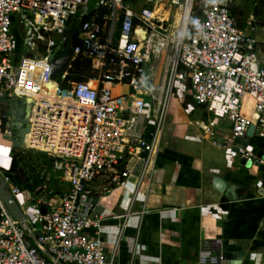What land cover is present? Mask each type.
<instances>
[{
	"label": "built area",
	"instance_id": "built-area-1",
	"mask_svg": "<svg viewBox=\"0 0 264 264\" xmlns=\"http://www.w3.org/2000/svg\"><path fill=\"white\" fill-rule=\"evenodd\" d=\"M137 1L139 10L127 0H0V136L12 151L52 157L67 185L56 192L43 181L26 199L10 167L0 170L39 245L0 198V264H115L100 223L122 219L117 245L127 214L109 215L99 200L135 177L132 202L149 177L177 80L195 105L227 119L234 154L255 169L264 165L247 137L253 126V137L264 139V62L249 32L255 17L236 26L231 11L239 0ZM159 9H170L166 19H158ZM173 9L188 12L183 30L172 27ZM66 30L68 63L52 79L50 63L65 55ZM76 61H87L83 75L93 76L80 80ZM19 108L27 130L18 149L10 140L17 139L12 111ZM237 138L248 145L234 144ZM98 177L106 183L100 193L93 188Z\"/></svg>",
	"mask_w": 264,
	"mask_h": 264
},
{
	"label": "crops",
	"instance_id": "crops-1",
	"mask_svg": "<svg viewBox=\"0 0 264 264\" xmlns=\"http://www.w3.org/2000/svg\"><path fill=\"white\" fill-rule=\"evenodd\" d=\"M88 78L86 73L80 80ZM172 106L174 114L164 126L154 167L134 200L135 177L125 189L113 186L99 200L105 213L127 214L117 245L122 219L101 221L106 254L115 253V264H223L219 256L243 253L242 263L264 264L260 173L240 164L225 117L211 116L203 106L196 108L190 98H181ZM197 109L198 118L193 120L190 117ZM12 152L0 136V170L11 166ZM37 155L39 166L44 155ZM41 166L43 171L31 177L32 189L48 180L46 160ZM105 185L98 177L93 188L100 193ZM66 189L62 182L54 190ZM235 262V258L226 261Z\"/></svg>",
	"mask_w": 264,
	"mask_h": 264
},
{
	"label": "rangeland",
	"instance_id": "rangeland-1",
	"mask_svg": "<svg viewBox=\"0 0 264 264\" xmlns=\"http://www.w3.org/2000/svg\"><path fill=\"white\" fill-rule=\"evenodd\" d=\"M199 1V0H196ZM127 2L130 3L131 7L134 10H139L143 3L141 1H137V0H127ZM92 6V4H90V7ZM158 13L162 14L163 12L159 9ZM249 15H253L255 17V23L254 31H249L251 36H253L257 43H258V50L260 55L263 57V62H264V0H239L238 1V7L235 10L234 13V17L235 20L237 22L238 25L240 26H246L245 22L247 21V18ZM167 18V17H166ZM165 18V19H166ZM191 22V20H190ZM118 27L119 25H117L116 29H115V36L117 37L118 34ZM161 74V71H159V76ZM88 76H93L91 74H88ZM158 76V79H159ZM190 97L189 95V91L183 87V85L181 84L180 81H176L174 84V91L172 93L171 96V102L169 104L168 107V115H167V120L166 122H168V120H170V117L173 116V102L178 101L179 99L183 98L186 99ZM12 107H18L20 105V100L15 99L13 100V102H11ZM196 108H198L195 105ZM194 107L193 111L196 110V108ZM198 109L195 112V115H192L190 118L191 119H197L198 117L196 116V114H198ZM211 116H213L212 114H210ZM165 122V124H166ZM231 130V128H230ZM264 140V139H261ZM17 153V154H16ZM16 156H17V163H18V167H20V174L22 175V178L25 179L27 177L33 176V175H38V172L43 171L42 170V163L45 160H48V162L50 163V168L47 170V181L50 182V185L52 188L54 189H59V183H62L61 180L59 179L60 176H62V172L59 171H55L54 170V163L55 160L52 157H47V159L42 156L39 159V166L36 165L37 164V152L34 151H29L28 152L24 151V152H19L16 151L15 152ZM52 163V164H51ZM17 185L18 187L23 191L24 196L26 197V199H29L32 197L33 195V191L34 189L30 181L27 182H19L17 181ZM0 188H3L4 190H6V186L4 184H2L0 182ZM7 191V190H6ZM58 203V199L57 198H53L51 199V205H56Z\"/></svg>",
	"mask_w": 264,
	"mask_h": 264
},
{
	"label": "water",
	"instance_id": "water-1",
	"mask_svg": "<svg viewBox=\"0 0 264 264\" xmlns=\"http://www.w3.org/2000/svg\"><path fill=\"white\" fill-rule=\"evenodd\" d=\"M69 33L68 30L65 31V33L63 34V50L60 52V54H64L62 57L58 58H54L50 65H51V78L52 79H56L57 76L65 69L67 63H68V59H69V54H70V49L65 50L66 44H67V34ZM26 51V49H25ZM12 115L14 116L15 121L12 123V127L16 130L17 132V139H11V143L14 147L16 148H21V140L23 137L24 132L27 130L26 127L22 128L19 126V121L24 123V119H23V109L19 108L16 109L14 111H12ZM253 132H254V127L251 126L248 131H247V137L248 138H252L253 137ZM6 140V139H5ZM234 144H241L242 146L246 147L248 145V141H242L241 139H235L234 140ZM238 149L233 147V152L237 153ZM146 153L142 152L141 153V157H145ZM264 158V157H263ZM240 164L245 166L246 168L250 169L251 163L249 161H246L243 157L240 158ZM257 171L260 173V178L263 181L261 187L258 189V193L261 196H264V165H259L257 168ZM0 182L2 184L3 181L0 177ZM0 198L3 201V203L5 204V206L7 207V209L9 210L10 214L17 219L19 222L23 223V228L27 231L30 239L34 242V244L36 246H39L34 235L31 233L29 226L25 223V217L22 214L21 210L19 209V207L17 206L16 202L12 199V197L10 196V194L4 190L3 188H0ZM41 213L44 214L45 213V209L41 208L40 209ZM231 258H235L236 262L235 263H226V261H229ZM243 258L244 255L243 253H237V254H223L222 255V259H223V264H246V263H242L243 262Z\"/></svg>",
	"mask_w": 264,
	"mask_h": 264
},
{
	"label": "trees",
	"instance_id": "trees-1",
	"mask_svg": "<svg viewBox=\"0 0 264 264\" xmlns=\"http://www.w3.org/2000/svg\"><path fill=\"white\" fill-rule=\"evenodd\" d=\"M196 8V7H195ZM237 8H233L231 11L232 17L234 18V22L236 24L237 27L242 28L243 26H240L237 24L235 17H234V13L235 10ZM88 62H81V61H76L75 62V70L77 72L78 78L81 79L82 75L85 74L87 68H88ZM85 76V75H84ZM190 98V97H188ZM191 99V98H190ZM250 145L252 146V150L253 152L257 155V156H262L264 153V140H261V138H257V137H253L250 139ZM16 151L12 152V159H11V166H10V170H9V174L11 175V178L13 179L14 182L17 183V181L19 182H27L31 180V177H27L25 179L22 178V175L20 174V167H18V163H17V156L15 154ZM19 152H24V151H19ZM29 154V151H27ZM30 155V154H29ZM44 155V157L47 159V155ZM47 162V170L50 168V163L48 162V160H46ZM52 164V163H51Z\"/></svg>",
	"mask_w": 264,
	"mask_h": 264
},
{
	"label": "bare ground",
	"instance_id": "bare-ground-1",
	"mask_svg": "<svg viewBox=\"0 0 264 264\" xmlns=\"http://www.w3.org/2000/svg\"><path fill=\"white\" fill-rule=\"evenodd\" d=\"M162 12H164V14H162V16H161V14L158 13V11H156V15H157L158 19H160V20H164L166 17H168V15L170 13V9H167V10L162 11ZM187 15H188L187 11L184 13L183 16H181L180 13L176 9H173L172 10V17H173L172 18L173 19L172 20V27L175 28V27H177V25H179L181 27V30H183L184 26L186 24V21H187Z\"/></svg>",
	"mask_w": 264,
	"mask_h": 264
}]
</instances>
